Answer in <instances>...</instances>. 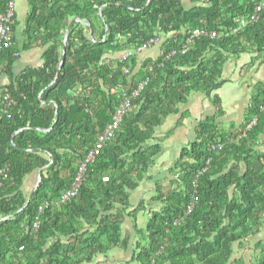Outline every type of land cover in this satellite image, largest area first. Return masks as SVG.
<instances>
[{
  "label": "trees",
  "instance_id": "16d2710c",
  "mask_svg": "<svg viewBox=\"0 0 264 264\" xmlns=\"http://www.w3.org/2000/svg\"><path fill=\"white\" fill-rule=\"evenodd\" d=\"M209 3L186 10L181 0H28L24 49L46 51L40 69L29 68L17 79L11 71L19 51L15 41L0 55V70L4 66L12 81L6 94L14 100L7 111L0 102V168L9 169L0 187V264H94L116 249L128 251L123 222L136 221L151 204L160 207L146 228L135 224L138 242L120 264H245L234 260L236 247L264 227V152L258 149L264 82L254 86L238 132L220 130L217 118L202 121L194 143L170 169L173 179L167 186L156 183L157 194L127 213L131 194L150 180L162 153L160 141L154 142L157 128L193 92L218 90L230 58L264 53V10L232 33L264 0ZM4 8L0 0V13ZM74 18L80 22L70 29L58 75ZM195 29L220 36L196 39L182 54ZM170 33L155 61L111 57ZM147 80L114 139L88 165L79 194L59 204L112 122L121 91L132 92ZM34 173L42 182L31 196L24 185ZM45 204L50 207L39 212ZM256 252L251 264H264V243Z\"/></svg>",
  "mask_w": 264,
  "mask_h": 264
},
{
  "label": "crops",
  "instance_id": "0c3cea01",
  "mask_svg": "<svg viewBox=\"0 0 264 264\" xmlns=\"http://www.w3.org/2000/svg\"><path fill=\"white\" fill-rule=\"evenodd\" d=\"M181 1L186 10L205 7L210 4V0ZM28 14V0H16L15 45L19 51L17 60L11 69L15 79L19 78L27 69H40L44 64L43 54L46 51L45 47L30 50L24 49L26 42L24 30ZM173 35L174 33H170L159 44L152 46L141 54L139 61L143 62L147 59H151L152 61L157 60L162 54L164 41ZM186 46L187 44L183 48ZM111 57L117 60L122 57V53H115ZM221 80L223 82L222 86L210 94L204 91L193 92L186 103L178 106V112L168 116L166 121L157 128L154 142L160 141L162 153L156 159L154 167L149 172L148 177H150V180L145 178L141 182L140 187L131 194V208L127 211L128 214L135 211L138 203L142 200L149 201L157 194L156 183L160 182V185L167 186L170 179H173L170 169L179 160L182 150L194 143L197 127L202 121L209 118H217L220 130L227 133H235L240 130L244 124L246 112L251 104V92L258 82H264V53L260 55L250 50L249 53H243L237 57L230 58L223 68ZM11 83L10 76L4 72L3 66L0 70V102L3 103V96L6 95ZM253 126L250 125L248 129ZM258 149L264 152V137ZM37 179L38 173L27 177L24 185L25 193H31L35 189ZM149 208L151 206L147 210L140 211L136 221L131 217H126L123 222V236L129 238V250L116 249L108 253L107 256H100L102 257L100 258V264H106L105 261L108 258L111 260L121 259L118 264L131 258V252L138 242L134 226L137 224L138 228H146L150 215L148 211H151ZM259 242L264 243V227L258 235L250 237L243 242V246L236 247L234 260L242 259L245 264H250V261L257 254L256 246ZM125 254L128 256L125 257Z\"/></svg>",
  "mask_w": 264,
  "mask_h": 264
},
{
  "label": "built area",
  "instance_id": "2783aa9c",
  "mask_svg": "<svg viewBox=\"0 0 264 264\" xmlns=\"http://www.w3.org/2000/svg\"><path fill=\"white\" fill-rule=\"evenodd\" d=\"M5 1V8L2 13H0V55L12 47L15 41V32L13 31V25L15 22L16 16V0H4ZM67 1V0H65ZM264 10V3L258 5L254 11V13L250 16L249 20L241 19L239 21V25L232 30L233 34H236L241 31V29L245 28L249 23H254L259 19V15ZM220 36L217 32L208 31L206 29H195L194 31L189 33V39L187 41V46L181 50L182 54H186L188 52V47L191 43H194L196 39L199 38H209L211 40L216 39V37ZM163 40L162 37H155L151 39L149 42H146L141 47L137 48L135 51H126L123 53L121 60L126 61L129 58H132L135 55H139L143 53L145 50L150 49L152 46L159 44ZM176 51L169 54V57L172 55H176ZM119 58V59H120ZM113 59V58H112ZM105 60L109 63L110 57L105 58ZM128 73V72H127ZM148 80L144 83H141L138 89L127 92L125 90L121 91V104L117 108L112 122L106 127L103 133L98 135V141L96 148L89 154L88 159L84 165H82L79 169V174L75 178L71 188L69 191L62 196L59 204L66 203L71 199L75 198L79 192L81 191V187L84 181V174L87 171L88 165L95 161V158L99 151L103 149L109 141L114 139L117 132L120 130L122 122L124 118L130 113L132 109V101L133 99L139 97L143 90H145V86L147 85ZM114 91V90H113ZM3 103L5 105L6 111L10 110L13 106L14 100L9 94L3 96ZM264 109V107H263ZM255 125V121L252 123ZM222 146L213 147L212 151L221 150ZM9 169L8 168H0V187L3 181L8 177ZM50 204H45L44 206L39 208V212H43L44 210L48 209ZM193 206L189 207V213H191ZM38 223L35 224V228H38Z\"/></svg>",
  "mask_w": 264,
  "mask_h": 264
},
{
  "label": "water",
  "instance_id": "95a60500",
  "mask_svg": "<svg viewBox=\"0 0 264 264\" xmlns=\"http://www.w3.org/2000/svg\"><path fill=\"white\" fill-rule=\"evenodd\" d=\"M78 22H80L79 19H77V18L72 19V20L70 21L69 25H68V28H67L66 31H65L64 42H63V48H62V60H61L60 66H59L58 75L60 74V72H61V70H62V67H63V65H64V61H65V57H66V46H67V40H68V36H69L70 29H71V27H72L74 24H76V23H78ZM83 24H84L86 27H90V24L87 23V22H83ZM90 33H91V35H92V32H90ZM41 182H42V176L39 175V177H38V181H37V183H36V185H35V187H34L35 189L32 190V192H31V196L34 194V192H35L36 190H38L37 188L39 187V185H40Z\"/></svg>",
  "mask_w": 264,
  "mask_h": 264
},
{
  "label": "rangeland",
  "instance_id": "374dc122",
  "mask_svg": "<svg viewBox=\"0 0 264 264\" xmlns=\"http://www.w3.org/2000/svg\"><path fill=\"white\" fill-rule=\"evenodd\" d=\"M17 9H18V7H17ZM240 21V20H239ZM145 51H147V50H145ZM144 51V52H145ZM143 52V53H144ZM142 53V54H143ZM105 181H108V179H105ZM152 206H154V207H152ZM160 207V205L159 204H151V208H149V210H151L150 212L148 211V214L150 213L151 214V212L152 211H154L155 209H157V208H159ZM128 255L127 254H125V257H127ZM123 257V256H122ZM100 258H102V257H97V259H96V261H95V263L94 264H100L99 262H100ZM119 260H121V259H118V260H111V259H106V261H105V263L106 264H118L119 263ZM124 262V261H123ZM250 264H251V261H250Z\"/></svg>",
  "mask_w": 264,
  "mask_h": 264
},
{
  "label": "clouds",
  "instance_id": "9594fccd",
  "mask_svg": "<svg viewBox=\"0 0 264 264\" xmlns=\"http://www.w3.org/2000/svg\"><path fill=\"white\" fill-rule=\"evenodd\" d=\"M213 32V31H212ZM239 33V32H238ZM237 34V33H236ZM162 38H165V37H162ZM165 42V41H164ZM126 51H128V50H125V51H123V52H121L122 53V55H123V53L124 52H126ZM142 54V53H141ZM141 54H139V55H136L138 58H139V56L141 55Z\"/></svg>",
  "mask_w": 264,
  "mask_h": 264
}]
</instances>
